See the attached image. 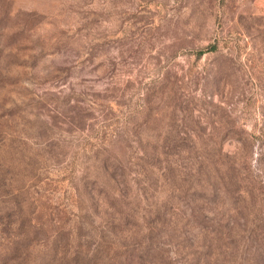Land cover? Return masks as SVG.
I'll return each mask as SVG.
<instances>
[{
	"label": "rangeland",
	"instance_id": "374dc122",
	"mask_svg": "<svg viewBox=\"0 0 264 264\" xmlns=\"http://www.w3.org/2000/svg\"><path fill=\"white\" fill-rule=\"evenodd\" d=\"M112 196L142 264H264V0H0V264L103 261Z\"/></svg>",
	"mask_w": 264,
	"mask_h": 264
},
{
	"label": "trees",
	"instance_id": "16d2710c",
	"mask_svg": "<svg viewBox=\"0 0 264 264\" xmlns=\"http://www.w3.org/2000/svg\"><path fill=\"white\" fill-rule=\"evenodd\" d=\"M99 181L97 178L93 180L94 185H100L98 184ZM110 195L106 193V191L103 190L102 195L100 198L95 200V205L98 208H102L104 206V198L109 197ZM91 201H93L94 198H90ZM112 201L115 203V212L110 215V218H107L110 222L111 225L108 228L110 234L113 236L115 240H109V242L104 241L102 237H99V240L102 242L103 245V250H104V256L103 261H97L98 258V253L99 247L95 246V249H93L90 254L85 256L83 258V262L85 264H133L131 260L134 258L137 259V262L139 264H142L140 260L141 258L138 257L139 255H143L146 252L145 248L141 247L140 245L136 243H131L128 244L126 242V239L129 237L131 238L133 235L131 230H120L119 229V224H122L126 227L132 225H125L121 221L122 217V203L124 197L122 196H112L111 197ZM6 221L9 220V218L13 219H20L22 212L19 209V207L13 206L10 204L9 208L4 212ZM8 226H12V222H7ZM1 224V223H0ZM31 225V224H30ZM16 226V223L14 224ZM34 229L33 226H28V229L22 228V226L11 229L14 233L12 234L13 238H10L7 240V254L9 251V260L11 264H33L34 258H36V251L34 250L32 244H31V239L29 237L30 231ZM135 229V228H134ZM141 230V229H140ZM137 231V230H136ZM138 235H139V231ZM122 242L120 239H122ZM119 239V240H118ZM9 247V248H8ZM63 254H66L65 251L62 252ZM75 252H73L74 254ZM143 257V256H142ZM123 259H128V262L123 263ZM77 262L75 261V264Z\"/></svg>",
	"mask_w": 264,
	"mask_h": 264
}]
</instances>
